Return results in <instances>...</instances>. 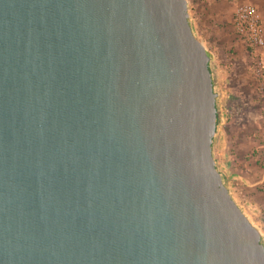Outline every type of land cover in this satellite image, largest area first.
<instances>
[{
	"label": "water",
	"instance_id": "obj_1",
	"mask_svg": "<svg viewBox=\"0 0 264 264\" xmlns=\"http://www.w3.org/2000/svg\"><path fill=\"white\" fill-rule=\"evenodd\" d=\"M210 59L188 0H0V264H264Z\"/></svg>",
	"mask_w": 264,
	"mask_h": 264
},
{
	"label": "rangeland",
	"instance_id": "obj_2",
	"mask_svg": "<svg viewBox=\"0 0 264 264\" xmlns=\"http://www.w3.org/2000/svg\"><path fill=\"white\" fill-rule=\"evenodd\" d=\"M188 1L192 29L210 55V69L218 94L220 121L213 143L217 167L227 175L234 172L236 177H242L246 168L264 170V97L254 72L255 53L238 37L234 27L236 3L232 0ZM251 2L264 19V0ZM241 157L245 161H240ZM243 181L235 178L230 184L232 197ZM225 183L228 184L226 180ZM257 188L263 197L250 198L248 203L235 201L240 207L251 210L247 214L241 207L261 232L264 244V184Z\"/></svg>",
	"mask_w": 264,
	"mask_h": 264
},
{
	"label": "built area",
	"instance_id": "obj_3",
	"mask_svg": "<svg viewBox=\"0 0 264 264\" xmlns=\"http://www.w3.org/2000/svg\"><path fill=\"white\" fill-rule=\"evenodd\" d=\"M232 1L236 3L234 27L238 37L255 53L257 59L254 72L259 81L260 93L264 97V19L258 7L251 0ZM222 72L224 73V69ZM241 207L247 214L251 211Z\"/></svg>",
	"mask_w": 264,
	"mask_h": 264
},
{
	"label": "crops",
	"instance_id": "obj_4",
	"mask_svg": "<svg viewBox=\"0 0 264 264\" xmlns=\"http://www.w3.org/2000/svg\"><path fill=\"white\" fill-rule=\"evenodd\" d=\"M240 161H245L242 159ZM223 174L224 179L226 182L233 184L234 179L238 178L241 180H244L241 184L240 190L236 195H234V199L238 202L244 201V202H250V198H260L263 197L261 192L258 190L259 185L264 184V170L259 171L257 168L256 170L254 168H246L243 171V175L236 177L237 175L234 172H230V174L227 175L224 172H221ZM239 173V172H238Z\"/></svg>",
	"mask_w": 264,
	"mask_h": 264
},
{
	"label": "trees",
	"instance_id": "obj_5",
	"mask_svg": "<svg viewBox=\"0 0 264 264\" xmlns=\"http://www.w3.org/2000/svg\"><path fill=\"white\" fill-rule=\"evenodd\" d=\"M219 121H220V113H219V108H218V124H219ZM217 124V125H218ZM228 188L230 189V183L227 184Z\"/></svg>",
	"mask_w": 264,
	"mask_h": 264
}]
</instances>
